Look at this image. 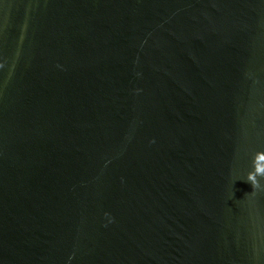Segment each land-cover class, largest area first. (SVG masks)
Instances as JSON below:
<instances>
[{"label": "water", "instance_id": "95a60500", "mask_svg": "<svg viewBox=\"0 0 264 264\" xmlns=\"http://www.w3.org/2000/svg\"><path fill=\"white\" fill-rule=\"evenodd\" d=\"M0 264H264V0H0Z\"/></svg>", "mask_w": 264, "mask_h": 264}]
</instances>
